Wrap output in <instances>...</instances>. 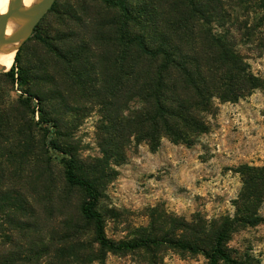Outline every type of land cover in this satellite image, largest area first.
I'll list each match as a JSON object with an SVG mask.
<instances>
[{
	"label": "rangeland",
	"instance_id": "374dc122",
	"mask_svg": "<svg viewBox=\"0 0 264 264\" xmlns=\"http://www.w3.org/2000/svg\"><path fill=\"white\" fill-rule=\"evenodd\" d=\"M131 1L132 8L147 6L163 17L182 8V0ZM197 1L208 23L198 22L196 41L215 38L232 45L262 86L237 103L215 100L206 118L209 130L193 145L164 138L152 150L147 143L126 142L122 159H108L97 183L98 209L107 237L117 242L169 237L208 247L225 224L231 229L225 244L231 257L264 264V200L256 226L238 223L236 209L242 169L264 166V0ZM56 9L37 35L61 47L88 44L95 65L96 33L108 29L102 26L115 20L117 11L93 0H58ZM70 10L78 22L68 19ZM21 66L30 69L32 92L48 99L45 110L57 120L56 135L49 136L71 148L85 169L103 165L107 157L99 128L106 113L100 100L85 97L68 68L36 38L27 43ZM7 72L0 73V108L7 115L0 125V264H208L202 255L167 247L101 254L92 225L76 215L83 194L64 189L59 157L36 125L40 116L33 115V105L27 106ZM95 84L99 90L101 82Z\"/></svg>",
	"mask_w": 264,
	"mask_h": 264
},
{
	"label": "trees",
	"instance_id": "16d2710c",
	"mask_svg": "<svg viewBox=\"0 0 264 264\" xmlns=\"http://www.w3.org/2000/svg\"><path fill=\"white\" fill-rule=\"evenodd\" d=\"M93 1L117 11V18L102 26L108 29L96 33L100 50L97 68L90 62L88 44L80 46V50L74 49L72 43L61 47L48 37L37 35L43 19L5 74L19 87L27 106L33 105V115L39 114L36 125L45 132L46 144L59 157L64 189L83 194L76 212L78 219L92 225L94 242L103 255L167 247L202 255L208 264H242L225 247L231 231L225 224L208 247L169 237H140L129 242L108 238L106 221L98 209L101 192L97 183L105 177L108 159H122L126 142L147 143L152 150H157L164 138L174 144L193 145L198 136L209 130L206 118L214 112L215 100L237 103L259 89L261 79L251 73L235 48L222 39L196 41L198 22L208 23V13L200 1L182 0L176 16L164 17L147 6L132 8L131 0ZM57 6L58 1L48 14L55 12ZM70 11L66 13L68 19L78 22V16ZM33 38L62 61L71 81L83 90L85 97L100 100L106 113L99 128L107 157L103 165L85 169L71 148L49 136L56 135L57 120L45 110L50 106L48 99L32 92L30 69L21 66L26 45ZM96 80L102 84L99 90ZM133 103L139 106L131 109ZM6 116L0 108V125L5 123ZM242 176L244 187L236 203L237 222L256 226L262 222L258 209L264 200V166L244 167ZM22 211L26 212V206Z\"/></svg>",
	"mask_w": 264,
	"mask_h": 264
},
{
	"label": "water",
	"instance_id": "95a60500",
	"mask_svg": "<svg viewBox=\"0 0 264 264\" xmlns=\"http://www.w3.org/2000/svg\"><path fill=\"white\" fill-rule=\"evenodd\" d=\"M57 1L38 0L33 6L24 7L22 0H13V6L0 14V56L14 49L17 54ZM12 24H18V27L11 35H7L6 28ZM7 71L0 68V73Z\"/></svg>",
	"mask_w": 264,
	"mask_h": 264
},
{
	"label": "bare ground",
	"instance_id": "6f19581e",
	"mask_svg": "<svg viewBox=\"0 0 264 264\" xmlns=\"http://www.w3.org/2000/svg\"><path fill=\"white\" fill-rule=\"evenodd\" d=\"M24 7H31L35 5L38 0H22ZM13 0H0V14L5 13L8 9L13 6ZM18 27V24H12L6 28L7 35H11L15 29ZM16 57V49L2 54L0 56V68H4L6 70H10L14 64V60Z\"/></svg>",
	"mask_w": 264,
	"mask_h": 264
}]
</instances>
